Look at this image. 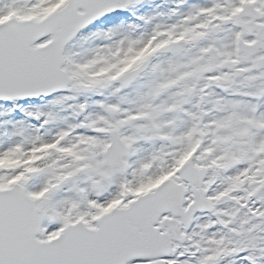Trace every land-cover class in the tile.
<instances>
[{
    "label": "snow or ice",
    "instance_id": "obj_1",
    "mask_svg": "<svg viewBox=\"0 0 264 264\" xmlns=\"http://www.w3.org/2000/svg\"><path fill=\"white\" fill-rule=\"evenodd\" d=\"M0 264H264V0H0Z\"/></svg>",
    "mask_w": 264,
    "mask_h": 264
}]
</instances>
